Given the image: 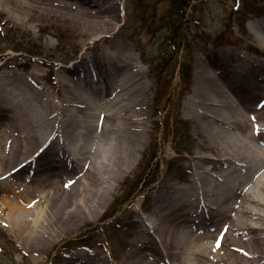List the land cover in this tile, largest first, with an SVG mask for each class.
<instances>
[{
  "label": "bare ground",
  "instance_id": "1",
  "mask_svg": "<svg viewBox=\"0 0 264 264\" xmlns=\"http://www.w3.org/2000/svg\"><path fill=\"white\" fill-rule=\"evenodd\" d=\"M8 9L23 23L33 22L40 28L60 23L80 32L76 43L81 46L79 52L58 69L61 75L54 77L52 92L43 89L38 72L27 71L30 76L23 78L4 69L6 61L0 64V140L3 138L6 144L10 141V152L3 157L1 153L0 161L11 164L6 173L0 174V181L4 179L0 190H19L14 199L7 195L0 200L15 211V199H22L30 191L40 194L35 205L39 206L52 182L56 188L62 182L64 200L57 206L63 198H50L53 202L47 210L51 216L48 228L67 231L100 208L97 198L107 191L100 174L109 173L115 179L137 161L145 140L142 134L148 126L142 124V109H130L141 108L149 99L151 86L130 50L123 58L124 50L113 41L114 21L124 10L121 0H0V12ZM250 27L248 32L255 41L250 44L264 49V22H253ZM87 36L94 41L86 43ZM249 46L216 50L203 45L196 49L195 80L186 104L197 106L196 99H200L199 106L206 107V112L200 113L210 124L198 135L209 133L208 149L217 150L222 157L196 155L193 159L199 162L189 167L195 173L181 186L172 185L169 179L161 180L150 196L152 228L145 232L137 227L139 232L130 242L123 264H147L151 256L159 258L157 264L219 263L216 258L221 252L224 264H264V238L255 226L264 223V61L250 59L246 52L240 57L239 53H244L241 49ZM3 57L0 55V59ZM25 79L27 87L23 89L18 82ZM77 91L86 93V99ZM31 93L32 99L24 97ZM8 111L13 115L9 116ZM115 120L126 121L124 130L119 128L124 133L118 136L116 146L106 150L101 140L100 146L93 140L86 144L88 131L94 126L102 132ZM230 122L236 124L239 134L217 129H226ZM5 126L6 133L2 131ZM13 131L18 132L14 137L10 133ZM21 154L28 157L17 161ZM258 171L260 175L255 179ZM239 184L241 187L235 191ZM81 189L93 201L82 199L86 195L81 197ZM136 222L132 220L131 225ZM218 229L220 235L216 237L212 232ZM37 233L32 232L30 240L34 246L46 238ZM153 237L164 246V254ZM207 240H212L211 246L205 244ZM69 261L87 264L74 256Z\"/></svg>",
  "mask_w": 264,
  "mask_h": 264
},
{
  "label": "rangeland",
  "instance_id": "2",
  "mask_svg": "<svg viewBox=\"0 0 264 264\" xmlns=\"http://www.w3.org/2000/svg\"><path fill=\"white\" fill-rule=\"evenodd\" d=\"M121 5L124 10L121 18L114 21L113 41L124 50L123 58H127L130 50L138 70L148 75L146 81L151 86L149 99L142 103L141 108L135 106L130 109L131 112L142 109V124L148 126L142 134L145 140L138 159L115 179L109 173L100 174V182L107 188L97 198H100V208L90 212L86 220L70 225L67 231H61L60 227L54 230L48 228L51 216H48L47 210H50L53 202L50 198L64 197L61 193L64 187L62 182L57 188L52 182L47 188V197L42 198L39 206L35 205L40 200V194L34 195L30 191L24 193L22 199H15V211L0 200V264H72L69 262L72 256L87 264H123L135 234L140 228L145 232L152 228L150 196L154 195L161 180L169 179L172 185L181 186L194 171L189 167L199 162L193 159L196 155L222 157L217 150L208 149L206 141L211 138L209 133L198 135L210 124L200 113L202 110L206 112V107L199 106L200 99H196L199 105H190V109L186 104L195 80L194 56L196 49L203 45L218 50L248 43V49H241L244 53H239V56L244 57L246 52L250 59L264 61V56L260 55L264 49L254 48L250 44L255 41L248 32L253 22H264V0H121ZM59 24L40 28L33 22L23 23L9 9L5 13L0 12V55H4L0 64L6 61L3 68L23 78L30 76L27 71L38 72L43 89L52 92L54 77L61 75L58 69L76 56L81 47L76 45L80 41V32ZM86 38L88 44L94 41L91 36ZM24 82L26 79L18 82V86L26 89ZM77 93L82 95L83 100L86 99V93ZM65 96L68 99L71 97L69 93ZM24 97L33 98L32 93ZM58 97L62 99L60 95ZM214 102L219 101L216 99ZM8 114L12 116L13 112L8 111ZM99 122L102 125L103 120ZM230 123L226 129L225 126L217 129L225 130L228 134H239L236 124ZM121 127L124 130L126 121L115 120L112 127L107 126V130L102 132L94 126L88 131L86 144L88 140H93L100 146L101 140L103 147L110 149L117 145L118 136L124 133L119 132ZM6 128L3 127L2 131L5 132ZM10 133L14 137L18 132ZM202 137L203 141L200 139ZM9 144L10 141L6 144L3 138L0 140L2 157L10 152ZM27 155H18L17 161ZM102 157H105L104 153ZM1 161L0 174H4L11 164ZM259 175V171L255 173V179ZM240 187L239 184L234 190L238 191ZM249 188L248 185L245 191ZM17 192L19 190L15 189L7 195L14 199ZM7 195L0 194V197ZM80 195H86L82 199L93 201L82 189ZM63 200L58 201L57 206ZM142 216L145 219H140ZM132 220L139 222L132 226ZM255 226L264 238V223ZM219 230L212 234L218 237ZM37 231L46 238L34 246L30 240L32 232ZM243 234L249 236L252 233ZM153 240L164 254L162 243L154 237ZM205 244L211 246L212 240H207ZM82 246H87L88 252H80L78 248ZM210 251L209 247L208 256ZM220 255L216 258H219V263L211 262L210 257V264H224ZM151 257L147 259V264H157L156 259L159 258Z\"/></svg>",
  "mask_w": 264,
  "mask_h": 264
}]
</instances>
